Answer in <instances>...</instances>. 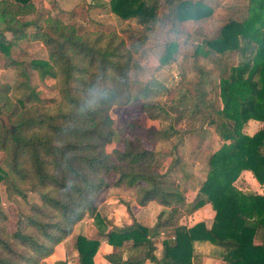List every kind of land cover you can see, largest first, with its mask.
Returning <instances> with one entry per match:
<instances>
[{
    "label": "trees",
    "instance_id": "16d2710c",
    "mask_svg": "<svg viewBox=\"0 0 264 264\" xmlns=\"http://www.w3.org/2000/svg\"><path fill=\"white\" fill-rule=\"evenodd\" d=\"M6 1L1 4L7 6ZM16 1L24 5L29 2ZM165 3L176 24L199 21L213 13L204 0ZM110 6L121 18H136L151 29L159 1L110 0ZM3 8L0 5V50L8 55L20 40L29 37L27 28L36 23L34 36L49 46V59L32 60L30 66L39 69L43 77L59 80L62 101L52 109L27 105L23 99L14 104L8 95L9 86L0 82V149L7 156L0 164V183L21 191L19 184L29 182L42 200L32 204L33 213L15 232L7 231V216L0 206V264H47L45 259L55 246L86 214L101 219L95 200L108 185L101 173L111 171L118 173V185L137 189L140 205L155 200L165 207L151 227L141 224L128 206L131 223L99 229L114 247L105 254L111 263L196 264L195 242L208 241L222 248V258L229 264H264V193L235 185L244 169L264 184V128L253 134L243 131L249 120L264 122V0H247L244 16L230 18L216 35L203 37L195 46V58L203 55L212 59L219 71L222 106L206 115L214 124L216 116L222 119L219 127L225 141L210 155L206 178L190 201L187 188L165 179L174 164L160 172L157 151L131 139L121 144L117 138L109 114L113 105L142 101L144 109L156 118L167 104L154 99L167 90L161 81L130 76V52L117 34L112 33L104 43L90 41L77 32L76 26L60 18H50L42 26L16 13L9 15ZM178 48L179 43L166 44L160 63L174 59ZM200 73L194 90L186 88L174 100L179 103L172 106L178 120L198 114L205 104L214 107L210 100L208 103L205 88L210 83L209 72L200 68ZM156 132L163 139L171 134L166 128ZM117 141L112 151L106 149ZM209 204L215 210L211 226L204 221L192 226L177 223L181 210L193 214ZM169 226L175 227L176 234L164 240L163 256L158 257L155 238L161 228ZM127 241L132 244L125 255L122 247ZM100 244L97 238L78 235L75 251L79 263L96 264ZM57 264H67V260Z\"/></svg>",
    "mask_w": 264,
    "mask_h": 264
},
{
    "label": "rangeland",
    "instance_id": "374dc122",
    "mask_svg": "<svg viewBox=\"0 0 264 264\" xmlns=\"http://www.w3.org/2000/svg\"><path fill=\"white\" fill-rule=\"evenodd\" d=\"M1 1L0 5L5 6L3 11L9 15L16 13L23 20H37L42 26H46L50 18L57 17L76 26L77 32L90 41L100 40V43H104L112 33L117 34L130 52V76L142 81L157 79L167 87V90L154 98L160 103L167 102L164 105L165 111H159L156 118L144 109L142 101L111 107L109 114L114 120L117 138L121 144H124L125 139H131L135 144L142 143L145 148L157 151L160 172H165L174 164V168L168 171L165 179L169 183L187 188L185 194L189 200H193L196 187L206 178L210 155L225 141L219 127L222 119L216 116L217 123L214 124L206 115L208 112H214V108L222 106L218 88L219 71L212 59L203 55L195 58L194 49L203 37L216 35L219 28L230 18L244 16L247 0H204L213 8L211 15L199 21L187 20L177 24L168 15L169 9L165 0H158L157 20L151 29L146 28V25L141 24L136 18H121L112 11L110 0H29L28 5L9 0L6 1L7 6L5 3L1 4ZM74 6L78 7L72 10ZM164 26L176 28L183 34L176 57L166 64H161L159 60L151 67L147 65L142 67L141 62L149 45H154L159 40L162 54L164 53L167 44L163 33ZM37 27L36 23L29 26L27 28L29 37L20 40L17 46L10 49L8 55L0 50V82L9 86L8 95L14 104L23 99L27 105L52 109L62 101L59 80L52 76L43 77L39 69L30 66L32 60L49 59V46L34 36ZM13 60L21 64H15ZM200 68L209 72L210 83L205 88L208 91V103L210 100L214 107L205 104L201 106L198 114L187 115L184 119L178 120V113L172 106H178L179 103H175L174 100H178L184 89L194 90V83L201 74ZM30 95L31 99L28 98ZM161 128L171 132L168 139H163L157 132L155 133ZM260 128H264V122L252 119L244 125L243 131L253 134ZM117 143L119 142L108 144L106 149L112 151ZM6 157V153L0 149L1 165L5 163ZM101 176L108 183L97 194L95 200L101 219L86 214L75 224L72 233L55 246L54 252L45 259L47 264H57L59 260H67V264H80L75 251V242L80 234L100 240L95 260L96 264H102L105 253L109 251L102 242L107 239L100 234L99 229L103 227L109 230L112 226L120 227L131 223L128 206L132 209L140 205L137 189L127 184L118 185V173L115 171L101 173ZM258 182L252 171L244 169L235 185L241 190L263 193L264 189L260 188ZM19 185L21 191H14L7 183H0V206L7 216L4 224L8 232H15L18 225L33 213L32 204L42 203L40 192L34 190L32 184L22 182ZM142 210L140 218L143 216L144 222L154 223L158 211L152 213L153 209L149 206H145L144 209L142 207ZM212 211L215 212L211 204L201 207L193 214L181 210L177 223L192 226L198 221H204L211 226L213 223L211 219L214 218L211 217ZM133 213L139 214L135 210ZM119 223L121 225H117ZM161 230L162 237L155 238L156 254L159 257L163 256L164 240L173 239L176 234L174 226L163 227ZM131 244L132 241H127L123 245L125 255H128ZM111 247L113 251L114 247L112 245ZM194 247L195 257L199 256L202 261L204 260V264H209L208 258L211 254L222 250L220 247H213L208 241H197Z\"/></svg>",
    "mask_w": 264,
    "mask_h": 264
},
{
    "label": "crops",
    "instance_id": "0c3cea01",
    "mask_svg": "<svg viewBox=\"0 0 264 264\" xmlns=\"http://www.w3.org/2000/svg\"><path fill=\"white\" fill-rule=\"evenodd\" d=\"M98 2V1H97ZM96 3V2H95ZM97 4H99V2L97 3ZM77 7L78 6H74L73 8H72V10L73 9H77ZM258 184L260 185V188L261 189H264V184H261V183H259L258 182ZM257 193H261V194H263L262 192H260V191H257ZM187 199H188V197H187ZM189 200V199H188ZM190 201V200H189ZM145 206H149V207H152V213H154V211H158V212H160V211H162L165 207L163 206V205H161L160 203H157L156 201H151L150 203H148L147 205H138V207L137 208H132L133 210L132 211H138L139 212V214L137 215V214H134L135 215V217L137 218V220L141 223L142 221V223H143V225H147V226H153V224L155 223V221H156V219H157V216H158V212H157V216H156V219H155V221H154V223H152V224H149L148 222H144V219H143V216H141V218H140V212H142L143 210H142V207H143V209L145 208ZM215 212L214 211H212V214H211V217H214L215 216V214H214ZM213 219L214 218H212L211 219V221H213ZM121 223V222H120ZM117 224V225H121V224ZM212 223V222H211ZM170 227V226H169ZM162 234H163V230H161V233H160V235L159 236H157L158 238H160V237H162ZM103 242V245L106 247V249H107V251H109V252H111L112 251V247H111V245L107 242V240H103L102 241ZM212 246L213 247H216V248H219L218 246H216V245H213L212 244ZM109 247H111V248H109ZM111 250V251H110ZM109 252H107V253H109ZM107 253H105V254H107ZM159 257V256H158ZM104 259H102V261H101V263L102 264H114V263H111L109 260H107L106 258H105V255H104V257H103ZM209 264H229L227 261H225V260H223V258H222V250L221 251H219V252H216V253H214L213 255L211 254L210 256H209ZM194 260H195V263L196 264H204V260L202 261V259L199 257V256H196L195 258H194ZM147 262H150V261H147ZM146 262V263H147ZM100 263V262H99ZM146 263H144V264H146Z\"/></svg>",
    "mask_w": 264,
    "mask_h": 264
},
{
    "label": "clouds",
    "instance_id": "9594fccd",
    "mask_svg": "<svg viewBox=\"0 0 264 264\" xmlns=\"http://www.w3.org/2000/svg\"><path fill=\"white\" fill-rule=\"evenodd\" d=\"M164 37L167 44L175 45L180 42L182 38V32L176 28H170L169 26H164L163 28ZM162 57V51L160 47L159 40L154 45H149L146 54L144 55V60L141 62V66L145 65L151 67L154 62H159Z\"/></svg>",
    "mask_w": 264,
    "mask_h": 264
}]
</instances>
